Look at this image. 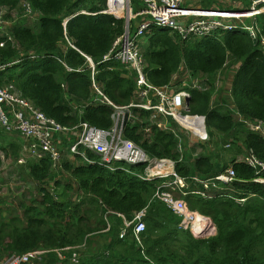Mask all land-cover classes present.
<instances>
[{
  "label": "trees",
  "instance_id": "trees-1",
  "mask_svg": "<svg viewBox=\"0 0 264 264\" xmlns=\"http://www.w3.org/2000/svg\"><path fill=\"white\" fill-rule=\"evenodd\" d=\"M23 1L36 15L35 28L26 26L24 20L10 25L8 30L14 43L0 35V42L4 41L0 65L24 55L19 63L0 73V86L12 84L23 98L63 126L87 122L102 130L109 129L112 108L93 102L96 94L91 88L90 71L84 58L68 46L65 36L94 62V80L104 96L116 106H126L133 98L136 74L114 62L101 63L113 41L123 33L124 20L99 14L105 0H0V7L12 11ZM231 1L241 3L246 11L251 7V0ZM204 5V9L213 8ZM79 11L89 15L78 14L69 20L64 36L63 19ZM5 18L10 19L9 14ZM250 21L247 19V23ZM255 24V44L241 28L189 41H182L176 32L166 29L156 28L146 34L142 45L146 65L143 73L156 87L172 85L181 89V82L174 80L181 65L192 78L206 76L208 80L228 61L230 66H237L231 79L230 98L219 94L214 107L211 87L203 92L185 88L191 93L187 117L204 121L205 131L211 134L210 142L200 145V153L184 138L180 154L175 135L160 131L146 121L149 113L138 116L136 109L133 114L143 124L127 123L123 130L124 137L149 157L175 161L176 171L183 177L211 178L232 167L242 182L234 184L240 195L232 197L246 199L243 204H237L230 195L208 200L192 193L184 197L189 211L212 222L214 236L197 239L190 230L180 227L181 217L153 198L158 183L137 177L145 166L118 163L111 171L98 165L99 158L91 153L87 157L94 164H83L78 158H66V144L72 142H63L58 146L63 155L58 173L51 171L48 158L29 161L24 166L27 178L38 185L37 196L30 198L28 205H20V218L0 217V259L44 248L50 252L44 256L43 264H73V253L78 256L77 264L91 260L96 264H264V186L248 183L254 171L237 160L252 151L264 161V141L234 116L238 113L245 120L264 121V50L259 39L264 37V13L255 17ZM31 54L36 57L30 58ZM59 61L74 71H67ZM80 68L83 71L77 72ZM184 123L195 130L189 121ZM145 127L150 128L149 133L144 132ZM5 134L0 131V150L16 161L21 142L12 141ZM225 151L230 152L229 158L224 157ZM219 153L224 157L220 161L215 157ZM47 181L52 182L49 188ZM143 210L142 246L136 243L131 229L120 239L124 222L132 221L135 213ZM101 232L104 234L100 237L109 239V244L91 260L84 258L83 250L92 234ZM83 243L85 246L78 249ZM65 248L73 249L60 251ZM55 250L64 258H58Z\"/></svg>",
  "mask_w": 264,
  "mask_h": 264
},
{
  "label": "built area",
  "instance_id": "built-area-1",
  "mask_svg": "<svg viewBox=\"0 0 264 264\" xmlns=\"http://www.w3.org/2000/svg\"><path fill=\"white\" fill-rule=\"evenodd\" d=\"M187 1L105 0V7L99 14L123 19L125 24L123 33L113 41L109 51L102 57L101 63L114 62L122 66L128 73L134 72L136 74L133 98L126 106H116L104 96L94 80V62L89 56L81 53L70 44L65 36L66 24L69 20L78 14L89 15V13L79 11L63 19L62 27L65 41L68 46L84 58L85 67L90 71L91 88L96 94L93 102H100L112 108L110 115L112 126L109 129L102 130L87 122H80L73 127L63 126L54 119L47 117L30 101L23 98L12 84H7L0 86V130L6 134H18L22 141L20 151L25 158L32 161L48 158L51 162V171L55 173H58V169L61 168L63 155L59 147L63 142H72L70 145L66 144V158L70 160L78 158L83 164H94L87 157V153H91L99 158L98 165L111 171L116 169L115 166L118 163L145 166L142 175H137V177L143 181H156L158 183L153 198L165 204L173 214L181 217L180 227L190 230L192 234V226L186 221V214L190 213L192 217L197 213L189 211L184 197L188 193H192L207 200L214 197L224 198L228 195L233 198V194L240 195V191L234 187V184H241L242 182L236 178L231 166L211 178H201L198 175L188 178L183 177L176 171L177 163L175 161L169 158L149 157L140 146L124 137L123 130L127 123L134 124L137 122L138 125L143 124L133 114L132 110L136 109L139 112L138 116L143 112L149 113L146 121L151 125L156 126L160 131L171 132L175 135L178 140L177 148L180 154L182 153L183 139L174 128L169 126V120H172L177 127L191 132V135L196 139L201 135L205 143L210 142V137L205 131L204 121L183 115L189 112L188 105H186V101L191 99L189 89L202 92L209 90L208 77H200L202 79L195 81L189 89L181 86V89L174 90L172 85L156 87L148 81L143 73L146 65L142 57V45L145 43L146 34L156 28L174 31L182 41L204 38L217 31L241 28L249 33L251 39L256 40L255 17L264 13V0H251V7L247 11L239 9H197L188 7L186 5L188 4ZM242 12L246 13L239 14ZM34 15L30 5L25 2L23 4V16L31 18ZM247 19L251 21L245 22ZM3 27L5 26H0V28ZM8 28L6 33L1 32L0 29V35L6 38L7 34H10V38L6 39L14 43ZM259 39L261 48L264 50V37ZM3 45L4 41H1L0 47ZM23 57L24 55L21 53L14 62L0 65V73L19 63ZM29 57L34 59L36 56L31 54ZM59 62L67 71H74L66 67L62 61ZM76 71L81 72L83 68ZM197 82L201 84L198 85ZM214 86L216 85L214 84ZM230 94L231 88L229 87L227 90L228 98H230ZM213 100L215 99L212 96L211 104ZM234 116L249 132L257 134L264 141L263 120H245L238 113H234ZM181 119L189 121L196 131L186 128ZM149 130V127H145L144 132L149 133ZM228 147L229 145H225V148ZM237 160L254 171V177L248 183L264 186L263 160L259 159L252 151L239 156ZM17 163L23 164L24 159H19ZM233 200L237 204H243L246 199L234 197ZM144 214V210L140 211L135 213L132 221H125L119 238H124L127 230L131 229L136 243L142 246L140 234L145 230ZM84 246L83 243L78 249ZM72 249L65 248L60 251ZM49 252L44 248H38L22 254L14 253L1 258L0 264H43L44 256ZM55 253L58 258H64L58 250H55ZM145 260L147 259L145 258ZM70 261L73 264L78 263L76 253L72 254Z\"/></svg>",
  "mask_w": 264,
  "mask_h": 264
},
{
  "label": "rangeland",
  "instance_id": "rangeland-1",
  "mask_svg": "<svg viewBox=\"0 0 264 264\" xmlns=\"http://www.w3.org/2000/svg\"><path fill=\"white\" fill-rule=\"evenodd\" d=\"M25 2H22L19 4V6L10 11L7 7H0V26H5L1 29V32L6 33L7 27L10 25L16 23L17 21L24 20V23L26 26L30 28H35L36 23V15L32 16L31 18L24 17L23 16V4ZM188 4H190V7H195L197 9H204V4H207L209 8H218V10H229V9H239L244 10L243 5L241 3H237L235 1L231 0H188ZM203 3V4H202ZM204 5V6H203ZM215 11V10H214ZM246 12H242L239 14H243ZM9 14L10 19L5 18V16ZM247 22V20H245ZM6 38H10V34H7ZM197 39V38H194ZM184 66L181 65L178 69L177 74L175 75L174 79L181 82L182 87H192L195 81H199L202 78L200 77H194L192 78L189 74H187L184 71ZM237 66H230V61H228L225 65V67L216 74V76L213 79H210L208 84H211V88L213 89V97L215 100H213L211 106H215V102L217 100V97L219 94H221L223 97L227 96V90L230 87L232 75L235 71ZM197 84H201L200 82H197ZM214 84L216 86H214ZM205 88L204 86H202ZM209 88V85H208ZM176 90V89H174ZM185 116V114H183ZM172 122L170 121L169 126L174 128L177 133L180 135L182 139L185 138V140H188L190 144H192L194 147L197 148V153H200V145L207 144L203 141L202 136L200 135L197 137V139L191 135V132H187L181 127H176L175 125H171ZM186 125V124H185ZM190 128V127H189ZM1 131V130H0ZM196 131V129H195ZM4 133V132H3ZM5 134V133H4ZM208 135H211L209 132H207ZM7 137H9L10 140L14 141L15 139L19 141V138L16 134H5ZM215 139V138H214ZM214 150V149H212ZM228 150V149H227ZM224 157L229 158L230 152L225 151L223 152ZM218 161L220 159L224 158L222 157V154L219 153L218 155H215ZM24 159L23 164H18L19 159ZM32 161L29 158H25V156L22 154V152H19V156L17 160L15 161L11 155L5 156L3 151L0 150V217L5 218L7 220H10V218L14 215H18V217H21L22 209L20 207L21 204L28 205L30 202V198L37 196V188L38 185H36L34 182L29 180L26 176V172L24 170V166L29 162ZM49 184V187H51L52 182L47 181ZM74 196V194H72ZM209 223L212 224L210 220L205 218ZM0 221H2L0 219ZM213 225V224H212ZM214 226V225H213ZM215 228V227H214ZM212 231V233H209L206 235V237L203 238H209L215 234L214 229H209ZM195 238H201L199 236H194Z\"/></svg>",
  "mask_w": 264,
  "mask_h": 264
},
{
  "label": "bare ground",
  "instance_id": "bare-ground-1",
  "mask_svg": "<svg viewBox=\"0 0 264 264\" xmlns=\"http://www.w3.org/2000/svg\"><path fill=\"white\" fill-rule=\"evenodd\" d=\"M230 31H232V30H230ZM181 122L186 128L192 129V128H189L187 125H185L183 119H181ZM192 130H194V129H192ZM186 217H187L186 221L188 222V224H190L192 226L191 232H192L193 236H199V237L203 238V237H206L207 234L212 233V231L209 229L212 228L215 230L214 226L211 223H209L205 218L200 216L199 214H195L194 216L191 217L190 213H187Z\"/></svg>",
  "mask_w": 264,
  "mask_h": 264
},
{
  "label": "crops",
  "instance_id": "crops-1",
  "mask_svg": "<svg viewBox=\"0 0 264 264\" xmlns=\"http://www.w3.org/2000/svg\"><path fill=\"white\" fill-rule=\"evenodd\" d=\"M86 56H88V55H86ZM16 135L22 144L20 137L18 136V134H16ZM20 148H21V145H20ZM103 234H104L103 232L97 233V234H92V236H91L92 238L90 237L91 241L88 244V246H86L87 249L83 250V252L85 253V256H86L84 258H89L88 260H91V258H94L98 254H100V252L103 250L104 246L109 244V239L104 238V237H100ZM93 236H95V237H93ZM106 256H108V255H106ZM103 261H107V257H103ZM85 264H96V263H95V261L91 260L90 262L85 263ZM99 264H101V263H99Z\"/></svg>",
  "mask_w": 264,
  "mask_h": 264
},
{
  "label": "water",
  "instance_id": "water-1",
  "mask_svg": "<svg viewBox=\"0 0 264 264\" xmlns=\"http://www.w3.org/2000/svg\"><path fill=\"white\" fill-rule=\"evenodd\" d=\"M252 42H253V44L256 43V41L254 39H252ZM186 105H188V101H186Z\"/></svg>",
  "mask_w": 264,
  "mask_h": 264
},
{
  "label": "clouds",
  "instance_id": "clouds-1",
  "mask_svg": "<svg viewBox=\"0 0 264 264\" xmlns=\"http://www.w3.org/2000/svg\"><path fill=\"white\" fill-rule=\"evenodd\" d=\"M203 217V216H202Z\"/></svg>",
  "mask_w": 264,
  "mask_h": 264
}]
</instances>
